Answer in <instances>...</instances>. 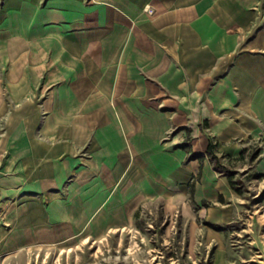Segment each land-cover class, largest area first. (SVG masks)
Wrapping results in <instances>:
<instances>
[{"label": "crops", "instance_id": "crops-1", "mask_svg": "<svg viewBox=\"0 0 264 264\" xmlns=\"http://www.w3.org/2000/svg\"><path fill=\"white\" fill-rule=\"evenodd\" d=\"M211 138L225 165L264 175V0H0V223L14 242L102 238L146 202L235 221L246 198Z\"/></svg>", "mask_w": 264, "mask_h": 264}, {"label": "rangeland", "instance_id": "rangeland-1", "mask_svg": "<svg viewBox=\"0 0 264 264\" xmlns=\"http://www.w3.org/2000/svg\"><path fill=\"white\" fill-rule=\"evenodd\" d=\"M200 123L201 127L206 126L205 121ZM188 136L183 146L191 149ZM211 143L215 157L227 168L226 173L215 168L216 159L209 152ZM210 144L207 156L214 168L246 198L235 221L223 225L205 220L189 223L178 211L171 213L165 202H146L136 211L133 224L102 238L28 246L14 242L13 232L7 233L8 227L0 223V264H217V239L210 243L211 236L203 229L222 234L215 236L220 245H226L228 264H264V175L255 169H231L218 155L214 139H210ZM257 151L258 144L252 145L250 154Z\"/></svg>", "mask_w": 264, "mask_h": 264}, {"label": "trees", "instance_id": "trees-1", "mask_svg": "<svg viewBox=\"0 0 264 264\" xmlns=\"http://www.w3.org/2000/svg\"><path fill=\"white\" fill-rule=\"evenodd\" d=\"M209 152L213 155L214 159H216L215 168L226 173L227 168L221 164L219 158L215 157L214 144L213 143L210 144Z\"/></svg>", "mask_w": 264, "mask_h": 264}]
</instances>
